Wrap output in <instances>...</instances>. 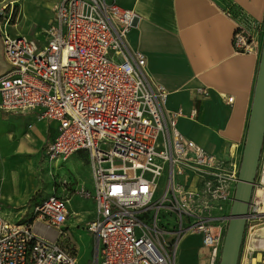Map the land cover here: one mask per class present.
Here are the masks:
<instances>
[{"label":"built area","instance_id":"2783aa9c","mask_svg":"<svg viewBox=\"0 0 264 264\" xmlns=\"http://www.w3.org/2000/svg\"><path fill=\"white\" fill-rule=\"evenodd\" d=\"M53 14L43 40L1 34L0 109L55 121L51 160L88 152L94 190L79 194L93 198L96 215L80 227L94 234L95 264H175L186 232L219 260L239 169L179 130L183 110L166 108L168 90L149 80L144 54L127 43L137 12L117 0H60ZM233 40L239 51L252 48L244 32ZM261 149L238 264H264V138ZM68 213V199L55 194L33 202L25 220L0 204V264H76L62 228ZM35 221L56 238L37 234Z\"/></svg>","mask_w":264,"mask_h":264},{"label":"crops","instance_id":"0c3cea01","mask_svg":"<svg viewBox=\"0 0 264 264\" xmlns=\"http://www.w3.org/2000/svg\"><path fill=\"white\" fill-rule=\"evenodd\" d=\"M59 1L47 0L51 5L52 15L47 17L50 19L42 30L53 19L54 7ZM28 2H33V5L41 3L34 0ZM117 2L138 14L128 34L127 43L131 50L144 54L146 58L144 72L149 80L168 90L166 108L183 110L182 116L178 119L181 133L205 150L216 154L225 162L229 171L231 169L237 171L243 155L248 115L263 43L264 0H117ZM47 18L36 19L44 22ZM13 21L15 18L9 23ZM32 21L33 18L25 26L24 23H19L18 17L10 27L19 28L23 34L29 32L28 36L43 40L45 37L35 36L36 33L28 30ZM9 23L3 27L6 28ZM237 31L244 32L253 40L249 51L242 52L236 49L233 35ZM5 62L1 42L0 74L7 69ZM198 87L207 88L209 95L199 93ZM229 97H232V100L228 101ZM32 116L33 118H30ZM57 127L55 121L38 119L34 112L15 114L0 109V140L4 142L0 145V154L2 157L11 154L14 149H18L21 141L41 150L56 136ZM47 158L50 159L48 156ZM5 160L6 157L0 159V185L6 180ZM54 161L56 162L52 167L55 172L60 171L66 178L63 182L64 187L59 189L60 195L57 196L68 199L69 213L62 228L70 233V228L79 227L83 222L88 223L96 215L93 198L91 196L84 198L79 194L81 189L91 193L94 190L89 154L86 150L79 149L65 159L58 158ZM58 161H61V165L56 167ZM24 163L27 164L25 165L28 171L37 172L39 177L51 170V167L46 168L43 164L42 166L34 164V157L31 156ZM36 189L31 188L23 195L19 191L12 190L5 194L0 190V204L6 216L19 217L14 215L13 208L10 209L5 204L19 207L20 201L31 197ZM70 201L74 204L71 205ZM31 208L32 204L26 216ZM33 226L37 234L51 239L56 238V234H50L51 229L40 222L35 221ZM192 235L186 240L184 235L178 239L175 264H217L218 260H212L209 249L201 244L200 235L196 233ZM71 239L73 240L72 237ZM91 249L93 251L92 247Z\"/></svg>","mask_w":264,"mask_h":264},{"label":"rangeland","instance_id":"374dc122","mask_svg":"<svg viewBox=\"0 0 264 264\" xmlns=\"http://www.w3.org/2000/svg\"><path fill=\"white\" fill-rule=\"evenodd\" d=\"M56 1L58 0H55V2ZM23 2L24 0H0V9H3V14L6 16L7 14H10V12L15 11L16 16L14 17L15 21L13 22H16L17 18L20 17L19 14L21 12V7ZM35 5L38 7L42 6V4L38 2ZM41 14L43 18L44 17L47 18V14L42 12ZM5 17L3 15H0V23H1L0 44H1V34L3 32L4 33L9 32L12 36H20L24 33L21 32L19 28L10 27V25L13 22L9 23V26H7L6 28L3 27V21ZM33 19L34 21H32L29 24L28 30L31 33H36L37 35L35 36L39 35L41 36V38H44L45 37L44 30H42V27L45 26L46 22H48L50 18H47L46 20H44V22H41L39 19L37 20L35 17ZM25 34L30 35L29 32ZM6 64L7 62H5V66ZM7 68H8V64H7ZM30 118H33V116ZM30 123H32V121H30ZM2 143L4 144V142L0 140V145ZM46 149L47 147H42V149L39 150L37 148L29 146L27 142L21 141V144H18V149H14V151L10 152L11 154L8 153L7 155H5L6 160L4 163L6 164V168H5L6 180H4V182L0 185L1 192L7 194L13 190L15 192L19 191L23 195L24 193H26L25 191L31 188H35V189L37 188L35 190V193L31 195V197H28L27 199L20 201L21 205L19 207L15 206L14 204H5L6 207L10 209L12 208L14 209L15 211L14 215L16 217L19 216L17 217L19 220L21 219L25 220L26 218L25 214H27V211L30 205L33 204V202L40 201L44 197H47L48 195H52V194L60 195L59 189L64 187L63 182H65L66 178L64 175L60 174V171L55 172L54 167H52V164L56 161L50 160L48 158L46 159L47 157ZM29 156L34 157V164L36 163V165L39 166H42L43 164L46 168L51 167V170L49 169L48 170L49 172L47 174L43 173L42 175H40V177L38 176L37 172L34 173L33 171H28V168L26 167L27 164L24 163V161L26 159L28 160ZM5 157H2V155L0 154V159H3ZM45 159H46V163L44 162ZM60 165H61V161H58L56 167ZM159 183H161V188H162L164 184L163 178H159ZM70 202L71 205L74 204V202L72 201ZM19 211H22V213L21 212L19 213ZM80 225L84 227L86 223L83 222ZM80 225L79 227L75 226L74 228L69 229L70 235L77 245L76 264H95L93 251L91 249L93 245L94 234L92 232L91 233L88 232L85 229H82ZM50 234L54 235V232L50 230ZM192 234L193 233L191 232H186L183 237H185L184 239L186 240L187 238L192 237L193 236ZM60 239L64 243H67L69 240V236H65V237L61 236ZM218 263L219 260L217 264Z\"/></svg>","mask_w":264,"mask_h":264},{"label":"water","instance_id":"95a60500","mask_svg":"<svg viewBox=\"0 0 264 264\" xmlns=\"http://www.w3.org/2000/svg\"><path fill=\"white\" fill-rule=\"evenodd\" d=\"M248 115L246 139L238 171L230 218L218 264H238L246 217L264 138V35Z\"/></svg>","mask_w":264,"mask_h":264},{"label":"bare ground","instance_id":"6f19581e","mask_svg":"<svg viewBox=\"0 0 264 264\" xmlns=\"http://www.w3.org/2000/svg\"><path fill=\"white\" fill-rule=\"evenodd\" d=\"M36 1H40L42 6L41 7L35 6L32 4L33 2L30 3L28 1H24L22 3L21 12L19 14L20 15L19 23H21L22 20L24 19L23 21H25V23L24 22H22V23H24V25L26 26V23H28V21H30L31 18H34V17L41 18L42 17L41 12L47 14V17H50L52 15L51 14V5H50V3L47 2V0H34V2H36ZM252 264H257L256 259L253 260Z\"/></svg>","mask_w":264,"mask_h":264},{"label":"trees","instance_id":"16d2710c","mask_svg":"<svg viewBox=\"0 0 264 264\" xmlns=\"http://www.w3.org/2000/svg\"><path fill=\"white\" fill-rule=\"evenodd\" d=\"M13 18L16 16L15 11H12Z\"/></svg>","mask_w":264,"mask_h":264}]
</instances>
